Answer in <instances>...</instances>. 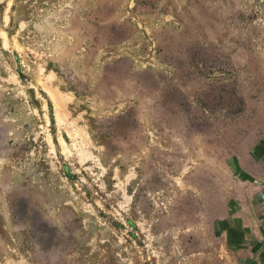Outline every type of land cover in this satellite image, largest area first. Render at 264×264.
I'll return each instance as SVG.
<instances>
[{"label":"rangeland","instance_id":"obj_1","mask_svg":"<svg viewBox=\"0 0 264 264\" xmlns=\"http://www.w3.org/2000/svg\"><path fill=\"white\" fill-rule=\"evenodd\" d=\"M0 264H264V0H0Z\"/></svg>","mask_w":264,"mask_h":264}]
</instances>
